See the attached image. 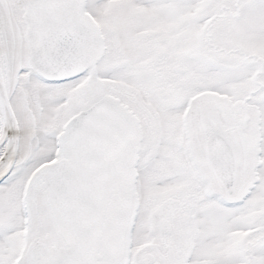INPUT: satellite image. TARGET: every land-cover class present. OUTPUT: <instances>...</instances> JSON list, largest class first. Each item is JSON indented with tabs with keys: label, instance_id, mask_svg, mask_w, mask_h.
<instances>
[{
	"label": "snow or ice",
	"instance_id": "1",
	"mask_svg": "<svg viewBox=\"0 0 264 264\" xmlns=\"http://www.w3.org/2000/svg\"><path fill=\"white\" fill-rule=\"evenodd\" d=\"M0 264H264V0H0Z\"/></svg>",
	"mask_w": 264,
	"mask_h": 264
}]
</instances>
